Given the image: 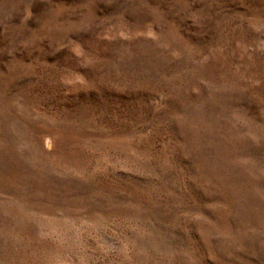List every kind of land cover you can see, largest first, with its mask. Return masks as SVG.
<instances>
[{
    "label": "rangeland",
    "instance_id": "1",
    "mask_svg": "<svg viewBox=\"0 0 264 264\" xmlns=\"http://www.w3.org/2000/svg\"><path fill=\"white\" fill-rule=\"evenodd\" d=\"M0 264H264V0H0Z\"/></svg>",
    "mask_w": 264,
    "mask_h": 264
}]
</instances>
